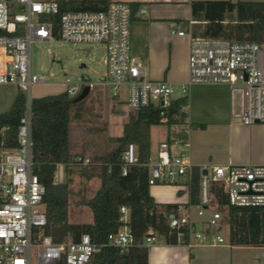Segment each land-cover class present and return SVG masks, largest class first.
Masks as SVG:
<instances>
[{"label": "built area", "instance_id": "2783aa9c", "mask_svg": "<svg viewBox=\"0 0 264 264\" xmlns=\"http://www.w3.org/2000/svg\"><path fill=\"white\" fill-rule=\"evenodd\" d=\"M61 3L49 0H0V87L12 86L25 95L24 114L17 132L18 148L0 153V264H91L104 246L121 253L133 245L129 213L120 209L121 227L107 236L106 244L91 242L82 235L77 242L54 243L45 234L46 217L42 201L45 187L32 174L31 98L36 84H44L45 76L31 70V48L34 44L62 42L100 46L104 50L105 74L101 80L82 79L66 85L68 98H76L88 90L92 99L118 98L121 87L127 88V107L132 113L150 105L158 107L162 122L173 98L171 85L151 81L131 49V9L123 2H110L103 12H66L58 19V37L48 20L57 15ZM192 22L186 31L172 25L171 34L188 38V79L181 86L183 97L194 86H226L229 88V111L233 123L243 126L264 125L263 50L257 43L203 39L192 36ZM109 89L111 93L109 94ZM189 144L179 140L163 143L156 160H150L148 185L180 184L187 189L191 175L199 171L197 220L188 213L174 214L168 219L170 229L187 231L186 245H225L227 238L219 233L224 216L217 209L212 185L222 186L230 206H264V166L229 165L195 168L188 158ZM125 167L138 160L137 147L130 144L122 156ZM75 166H87L88 159L75 158ZM205 172V175L203 174ZM210 212V214H208ZM163 242L149 235L142 246L149 248ZM182 243V234L177 236ZM164 243V242H163Z\"/></svg>", "mask_w": 264, "mask_h": 264}, {"label": "trees", "instance_id": "16d2710c", "mask_svg": "<svg viewBox=\"0 0 264 264\" xmlns=\"http://www.w3.org/2000/svg\"><path fill=\"white\" fill-rule=\"evenodd\" d=\"M107 0H72L59 5L57 15L48 18L54 24V36L58 37V19L66 12H103ZM131 21L139 9L135 3L128 4ZM192 36L203 39H221L233 42H252L264 45V3L230 1H192L189 4ZM229 18L232 19L229 21ZM76 99L66 94L31 100L32 174L45 187L42 201L46 217L45 234L54 243L77 242L82 235H89L96 246L106 244L107 236L116 231L120 209L129 213L127 226L133 245L127 252L104 246L92 258L91 264H148V248L142 246L151 234L167 245H178L177 236L182 234L183 245L188 244L187 231L169 227L168 219L176 213L178 204H158L150 196L147 164L151 158L150 129L165 126L168 129L187 125L185 109L188 98L173 99L162 122L157 106L150 105L139 113H130L123 125L122 135L111 138L112 148L103 156L93 159V170L99 180L94 196L82 205L92 214L90 224H72L68 221L70 186L73 168L69 152L70 128ZM25 95L18 92L8 111L0 114V153L18 148L17 132L24 114ZM201 129L204 126L190 125ZM137 147L135 165L125 167L122 156L126 147ZM63 165L64 181L56 184L57 166ZM199 171L194 170L187 185L188 203L196 206L199 200ZM217 209L224 216L228 227L227 244L234 247L264 248V206H230L222 186L211 188ZM181 192L177 194L180 195ZM57 264H62L59 262Z\"/></svg>", "mask_w": 264, "mask_h": 264}, {"label": "crops", "instance_id": "0c3cea01", "mask_svg": "<svg viewBox=\"0 0 264 264\" xmlns=\"http://www.w3.org/2000/svg\"><path fill=\"white\" fill-rule=\"evenodd\" d=\"M107 1L123 2L126 4L135 3L139 5V9L131 21L132 53L145 70L149 80L161 81L160 71L167 68L168 75H170L171 79L170 83L173 82L180 87L188 79V38L173 35L171 34V30L172 25H176L179 28L184 26L186 28L188 23L191 22L190 2L230 1L236 3L241 1L264 3V0ZM261 47H264V45ZM4 87L0 88L3 89ZM17 93L11 100L7 96L4 98L3 93H1L0 102H11L12 104ZM188 96L189 112L187 113L185 111L187 125L182 126V129L175 135H170L168 132L164 140L158 142L155 154H152L150 149V160H156L157 150L161 144L166 143L170 145L179 140H183L189 144V161L197 169L201 167L214 168L218 166L226 167L229 165L247 164L264 166V125L243 126L231 121L228 87L194 86L190 88ZM182 97L177 96L173 99ZM118 100L119 97L111 99L107 103L119 102ZM197 101L200 107L195 109V103ZM111 111L116 113L114 107H112ZM4 112H0V114ZM190 125H202L204 128L194 129ZM69 152L71 154L70 165L72 168L75 167L73 164L75 158L88 159L85 153H71L70 136ZM64 171L65 168L63 165L57 166L56 184L63 182ZM174 185L176 186L174 192H176L178 197L175 202L173 200H164L162 197L160 198V192L152 191L151 188L149 190L150 196L158 204H178L179 207L175 214H189V209L194 206H186L188 197H184L182 191V189L185 190V187L180 184ZM178 192H181L180 195L177 194ZM148 264H264V248L234 247L228 244L216 246L167 245L160 242L148 248Z\"/></svg>", "mask_w": 264, "mask_h": 264}, {"label": "rangeland", "instance_id": "374dc122", "mask_svg": "<svg viewBox=\"0 0 264 264\" xmlns=\"http://www.w3.org/2000/svg\"><path fill=\"white\" fill-rule=\"evenodd\" d=\"M58 3L70 2L72 0H49ZM232 19L229 18V21ZM182 31L186 28L180 27ZM263 51H264V47ZM104 50L100 46L87 44H68L62 42L34 44L31 48V70L38 76H45L44 84H36L30 91L31 100L45 97H57L66 93V85L76 84L86 79L90 82H97L103 78L105 67L103 64ZM161 72V81L171 85V98L182 96L181 87L170 83V75L167 68ZM227 89V88H226ZM18 90L12 86L0 88V96L3 93L10 100L14 98ZM111 90L109 89V94ZM188 96V94H187ZM79 97V96H78ZM76 97V98H78ZM74 98V99H76ZM189 98V96H188ZM107 99V100H106ZM92 99L87 94L86 98L77 102L73 109V118L70 128V150L71 153L86 154L90 162L87 166H73V183L70 186L68 221L72 224H90L92 222L91 211L82 203L92 198L99 188V180L96 171L93 170V159L103 156L112 148L109 138L118 137L122 134L123 125L126 123L129 113L127 107V88L121 87L119 102H110L111 99ZM104 100H106L105 103ZM11 102H0V112L8 110ZM112 107L116 109L113 113ZM199 102L195 103V109ZM188 113V107L185 109ZM182 129L165 126L151 128V152L155 154L158 142H162L167 136L175 135ZM82 157V156H81ZM64 181V180H63ZM152 191L160 192V198L164 200L178 199L176 186L155 185L150 187ZM184 197H188L187 190L182 189ZM195 207L189 209V216L197 220ZM210 214V212L208 213ZM228 227L224 225L220 231L223 238L227 237ZM151 247V246H150Z\"/></svg>", "mask_w": 264, "mask_h": 264}, {"label": "water", "instance_id": "95a60500", "mask_svg": "<svg viewBox=\"0 0 264 264\" xmlns=\"http://www.w3.org/2000/svg\"><path fill=\"white\" fill-rule=\"evenodd\" d=\"M87 94H88V90L84 89V91L81 93V95H79V97L76 98V100L74 102H79V101L85 99ZM203 174L205 175V172H203Z\"/></svg>", "mask_w": 264, "mask_h": 264}]
</instances>
